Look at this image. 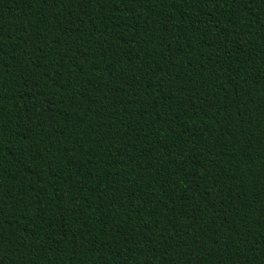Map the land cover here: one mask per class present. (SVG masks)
Listing matches in <instances>:
<instances>
[{"label":"trees","instance_id":"obj_1","mask_svg":"<svg viewBox=\"0 0 264 264\" xmlns=\"http://www.w3.org/2000/svg\"><path fill=\"white\" fill-rule=\"evenodd\" d=\"M0 264H264V0H0Z\"/></svg>","mask_w":264,"mask_h":264}]
</instances>
